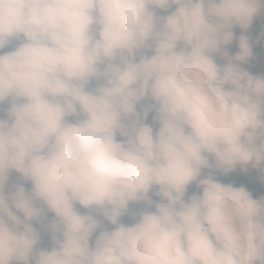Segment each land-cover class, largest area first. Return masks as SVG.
Masks as SVG:
<instances>
[{
    "label": "clouds",
    "instance_id": "clouds-1",
    "mask_svg": "<svg viewBox=\"0 0 264 264\" xmlns=\"http://www.w3.org/2000/svg\"><path fill=\"white\" fill-rule=\"evenodd\" d=\"M262 10L0 0V264H264V196L215 175L264 172V74L228 51Z\"/></svg>",
    "mask_w": 264,
    "mask_h": 264
},
{
    "label": "rangeland",
    "instance_id": "rangeland-1",
    "mask_svg": "<svg viewBox=\"0 0 264 264\" xmlns=\"http://www.w3.org/2000/svg\"><path fill=\"white\" fill-rule=\"evenodd\" d=\"M175 6H173V8L171 10H174ZM170 10V11H171ZM160 15H165L167 13H164L163 10H158ZM257 31L260 34L262 32H264V18H254L253 20V24L252 26L248 29V31ZM264 38V37H263ZM253 46V43H252ZM238 46L237 47H231L228 46V51L235 55V53L238 51ZM217 62L218 63H226V60H224L222 57L218 56L216 57ZM263 60H264V47L261 48H253V57H252V61L246 66L244 67L245 70L249 71L251 74L253 75H261L264 74V66H263ZM7 103L5 104V108H7ZM139 108V106H138ZM153 116L154 113H149L148 119L153 120ZM5 117H6V113H5ZM13 173H16L14 170L12 171ZM19 174V173H18ZM250 175L251 179H252V185L254 188V191L256 193V195L262 197L264 196V172H261L258 169H254L251 170L250 173H243V176L246 177V179H248V176ZM243 184L245 186V182L243 181ZM79 207V206H78ZM143 208H134V209H130L129 215L122 217V222L125 223H132L133 221L131 220V215L133 213H136L140 210H142ZM49 219H51L50 216H48ZM48 222V220H45L44 223L46 224ZM34 226L36 227V222H33ZM109 227H112L111 225H109ZM40 231L42 232V239H41V243L38 245V247H44V248H50L52 246V242H51V234L46 232L43 227L40 229Z\"/></svg>",
    "mask_w": 264,
    "mask_h": 264
},
{
    "label": "trees",
    "instance_id": "trees-1",
    "mask_svg": "<svg viewBox=\"0 0 264 264\" xmlns=\"http://www.w3.org/2000/svg\"><path fill=\"white\" fill-rule=\"evenodd\" d=\"M255 18H264V10L261 11L260 14H258ZM235 34H236V39L233 41V43L229 46L231 47H237L238 46V42H239V37L243 34V35H247L250 38V42L251 44L253 43V48H261L264 47V38L261 36V34L257 31H247L244 32V30L240 29L239 27H237L235 30ZM18 42L13 41V45H10L9 47H6V49L4 50L5 52L12 50V47ZM252 61V58L249 59V61L245 64L242 65V67H246L250 62ZM263 66H264V60H263ZM243 67V68H244ZM147 123L152 124L153 120L148 119ZM251 170H253V168H251L249 166L248 170L245 171L241 168H237V170L235 172L229 173L227 176L222 175L221 173L217 172L215 173V175L217 176L218 179H220L222 182L224 183H233L234 186H244L243 181L245 182V186L253 195L254 199H260L261 197L256 195L253 185H252V179L250 177V175L248 176V179H246V177L243 176L244 174H248L251 172ZM207 172V170H205V173ZM18 180H20V174L18 173H10V178H9V184L6 187V192L8 190L11 189V186L13 183H16ZM26 187H30V183L26 184ZM156 190L154 189V192ZM197 189L195 187V184H193L192 186L189 187L188 190V195H191L192 193L196 192ZM153 193H150V196L153 200H159V197L155 196ZM146 204L141 203V204H132L130 205V209H134V208H145ZM81 211H84L83 209H81ZM54 214L52 213H48V216H53ZM107 223V222H105ZM109 226V225H108ZM36 227L38 228V230H40L42 228V225L36 223Z\"/></svg>",
    "mask_w": 264,
    "mask_h": 264
}]
</instances>
